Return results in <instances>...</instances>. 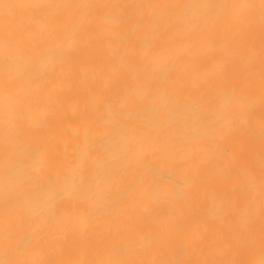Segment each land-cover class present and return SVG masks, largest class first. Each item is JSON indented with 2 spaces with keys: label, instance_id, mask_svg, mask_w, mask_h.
<instances>
[{
  "label": "bare ground",
  "instance_id": "6f19581e",
  "mask_svg": "<svg viewBox=\"0 0 264 264\" xmlns=\"http://www.w3.org/2000/svg\"><path fill=\"white\" fill-rule=\"evenodd\" d=\"M0 264H264V0H0Z\"/></svg>",
  "mask_w": 264,
  "mask_h": 264
}]
</instances>
